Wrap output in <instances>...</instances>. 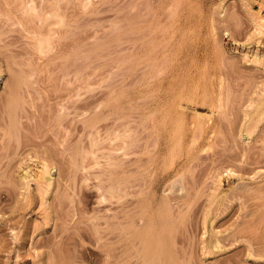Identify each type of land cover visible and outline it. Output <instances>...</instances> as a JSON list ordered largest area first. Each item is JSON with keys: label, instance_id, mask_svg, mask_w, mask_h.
I'll return each instance as SVG.
<instances>
[{"label": "rangeland", "instance_id": "374dc122", "mask_svg": "<svg viewBox=\"0 0 264 264\" xmlns=\"http://www.w3.org/2000/svg\"><path fill=\"white\" fill-rule=\"evenodd\" d=\"M262 255L264 0H0V264Z\"/></svg>", "mask_w": 264, "mask_h": 264}, {"label": "bare ground", "instance_id": "6f19581e", "mask_svg": "<svg viewBox=\"0 0 264 264\" xmlns=\"http://www.w3.org/2000/svg\"><path fill=\"white\" fill-rule=\"evenodd\" d=\"M47 174H48V173H47ZM151 237H152V236H151ZM148 238H149V237H148ZM146 242H147V241H146ZM149 242H150V241H149ZM217 242H219V241H217ZM148 244H150V243H147V245H148ZM163 245H164V244H163ZM166 245H167V244H166ZM148 247H149V246H147V248H148ZM150 247H151V246H150ZM214 248H215V247H214ZM151 249H152V247H151ZM151 249H150V250H151ZM164 249H165V248H164ZM166 250H168V249H166ZM168 251H169V250H168ZM146 252H147V251H146ZM151 252H152V250H151ZM165 252H166V251H165ZM163 253H164V252H163ZM166 253H167V252H166ZM164 254H165V253H164ZM167 254L169 255V253H167ZM149 255H151V254H149ZM152 255H153V254H152ZM146 256H147V255H146ZM260 256H261V255H260ZM262 256H264V255H262ZM147 257H148V256H147ZM150 257H151V256H150ZM170 257H171V256H170ZM165 258H166V257H165ZM165 258H164V259H165ZM171 259H172V258H171ZM171 259H169V260H171ZM151 260H153V259L151 258ZM149 261H150V260H149ZM163 261H164V260H163ZM165 262H166V259H165Z\"/></svg>", "mask_w": 264, "mask_h": 264}]
</instances>
